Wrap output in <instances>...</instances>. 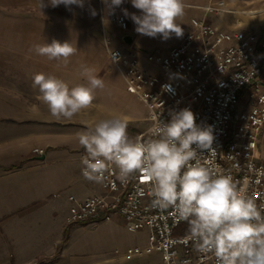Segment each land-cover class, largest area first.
Masks as SVG:
<instances>
[{
	"label": "built area",
	"instance_id": "1",
	"mask_svg": "<svg viewBox=\"0 0 264 264\" xmlns=\"http://www.w3.org/2000/svg\"><path fill=\"white\" fill-rule=\"evenodd\" d=\"M202 9L203 15L192 19L191 30L175 47L145 52L127 45L116 48L112 34L103 31L105 50L126 91L146 107L148 128L155 113L167 120L170 109L190 108L198 125L213 129L214 164L238 184H247L248 195L259 205L264 203V29H226L210 22V16L232 13L222 0H208ZM106 23L120 32L128 30L124 16L109 14L102 20ZM84 154L79 157L81 170ZM97 184L98 190L85 200L69 197L65 225L120 218L131 232L147 231L149 240L144 248H129L121 255L124 260L157 253V264H215L213 257L185 242L187 233L177 234L186 222L177 220L171 209L153 206L150 182L140 173L127 182L106 174Z\"/></svg>",
	"mask_w": 264,
	"mask_h": 264
},
{
	"label": "clouds",
	"instance_id": "2",
	"mask_svg": "<svg viewBox=\"0 0 264 264\" xmlns=\"http://www.w3.org/2000/svg\"><path fill=\"white\" fill-rule=\"evenodd\" d=\"M124 2L102 0L108 14H114ZM130 3L139 14L126 8L122 11L135 24L136 33L163 40L173 34L182 37L177 21L185 14V0ZM60 5L69 11L74 5L83 9L85 0H39L41 12ZM90 11L96 15L94 9ZM77 50L71 42L56 39L34 45L37 55L65 66ZM79 74L86 83L72 87L54 75L34 74L38 98L53 118L72 119L92 106L96 90L105 88L94 68L81 65ZM169 117L163 120L160 112L153 114L143 137L130 136L128 121L119 115L92 120L86 130L77 133L85 153L81 160L83 177L102 183L106 174H117L127 182L140 173L150 182L153 206L171 209L177 220L187 223L185 242L191 241L198 252L213 257L215 264H264V203L258 205L248 195L247 184H238L214 164L211 126L198 125L194 112L187 107L170 109Z\"/></svg>",
	"mask_w": 264,
	"mask_h": 264
},
{
	"label": "crops",
	"instance_id": "3",
	"mask_svg": "<svg viewBox=\"0 0 264 264\" xmlns=\"http://www.w3.org/2000/svg\"><path fill=\"white\" fill-rule=\"evenodd\" d=\"M185 3V14L177 21L183 29L182 37L177 38L173 34L171 38L163 40L159 36L151 38L136 33L135 24L123 14L122 9L136 14L139 11L131 5L130 0H125L114 14L126 18L128 30L120 32L115 26L108 25L114 35V46L123 48L126 45L120 40L124 33L133 38L129 47L143 52L157 48L167 50L179 45L191 30L192 19L203 15L202 8L208 0H185ZM102 5L105 9V5ZM67 23L58 26L77 29H67L61 31V36H52L57 40L61 37L62 43L71 42L78 49L66 66L29 52L24 58L29 60L30 66L0 67V124L4 131V135L0 134V264H35L40 259L47 264H54L55 259L62 257L64 252L63 249L59 255L56 254L60 250L59 239L43 250L36 249L31 237L23 244L20 236L22 229L16 226L15 220L25 222L29 219L32 224L31 220L43 215L39 213V208L47 206L44 193L61 182L59 178L46 174L45 168L59 160L68 159L74 153H78L79 161L80 154L84 152L77 140V133L86 130L81 114L70 120L53 118L38 98L39 90L33 86L34 74L43 72L54 75L72 87L86 83L79 72L81 65H87L94 68L107 85L108 69L113 68L107 66L111 62L104 47L100 20H95L94 24L86 20ZM87 27L92 29L87 31ZM37 108L38 112L35 110ZM36 149L42 150L43 155H37L34 152Z\"/></svg>",
	"mask_w": 264,
	"mask_h": 264
},
{
	"label": "rangeland",
	"instance_id": "4",
	"mask_svg": "<svg viewBox=\"0 0 264 264\" xmlns=\"http://www.w3.org/2000/svg\"><path fill=\"white\" fill-rule=\"evenodd\" d=\"M222 1L232 13L210 16V22L226 29H264V0ZM44 2L47 3V0ZM91 9L96 11L95 16L91 15ZM42 12L39 0H0V67L30 66L29 60L24 57L26 53H35L34 45L51 42L55 39L52 36H61V31L77 29L58 26L67 25L68 21L86 20L94 24L95 20H100L102 38L103 31L114 36L108 27L109 24H113H102V20L109 17L102 0H85L83 9L74 5L72 11H69L64 5H60L55 8L46 7ZM86 29L89 31L92 28ZM60 38L58 41L61 42ZM107 66L110 67L112 64ZM108 70V84L104 89L96 90L92 106L80 113L84 121L83 126L87 127L94 119L119 115L128 121L129 135L138 137L148 128V123L139 119L147 116V109L137 97L126 91L117 70L114 67ZM0 134L4 135L2 124ZM260 150L264 157V131ZM77 158L78 153H74L68 159L59 160L45 168L46 174L59 178L61 182L44 193L47 206L39 208V213L42 212L43 215L31 220L32 224L29 219L25 222L15 220L16 226L22 229L21 242L24 244L31 237L36 249L43 250L59 239L60 250L56 254L59 255L63 249L64 252L62 257L55 259L54 264H157L160 259L157 253L131 261L123 259L121 255L129 248H144L149 244V240L147 231L131 232L120 218L112 222L65 225V219L72 206L69 197L74 195L78 199H85L93 194L94 189L98 190L96 182L83 177ZM34 229L36 231L32 232ZM185 233L187 226H182L177 231V234ZM42 263L47 264L41 259L35 264Z\"/></svg>",
	"mask_w": 264,
	"mask_h": 264
},
{
	"label": "water",
	"instance_id": "5",
	"mask_svg": "<svg viewBox=\"0 0 264 264\" xmlns=\"http://www.w3.org/2000/svg\"><path fill=\"white\" fill-rule=\"evenodd\" d=\"M120 40H121L124 44H126L127 46H131L133 38H132V36H130V35L124 33V34L121 35ZM43 159H44V158H43Z\"/></svg>",
	"mask_w": 264,
	"mask_h": 264
}]
</instances>
